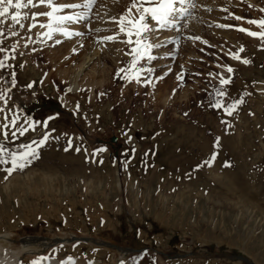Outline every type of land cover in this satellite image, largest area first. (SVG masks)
Returning a JSON list of instances; mask_svg holds the SVG:
<instances>
[{"label":"rangeland","instance_id":"374dc122","mask_svg":"<svg viewBox=\"0 0 264 264\" xmlns=\"http://www.w3.org/2000/svg\"><path fill=\"white\" fill-rule=\"evenodd\" d=\"M193 2L176 5L187 11L173 27L150 22L151 42L161 46L150 51L155 59L145 56L131 70L126 53L135 43H124L123 34L99 43L118 31L111 18L124 14L131 0H96L71 38L59 32L26 37L18 25L12 36L15 9L0 18L10 57L0 69L6 92L0 125L7 116L18 127L35 128L12 137L16 129L9 127L7 139L0 131V145L18 152L49 136L23 170L5 179L10 164H0L3 233L12 225L22 237L99 236L127 253L123 264H264V40L238 30L262 31L247 21L264 19V0ZM79 11L85 9L59 14ZM92 54L74 92L65 74ZM138 69L141 82H130ZM217 74L231 80L223 97L216 95ZM217 100L224 107H214ZM238 100L243 103L227 115L224 108ZM74 245L52 256L114 263L112 252Z\"/></svg>","mask_w":264,"mask_h":264},{"label":"snow or ice","instance_id":"6c2138e0","mask_svg":"<svg viewBox=\"0 0 264 264\" xmlns=\"http://www.w3.org/2000/svg\"><path fill=\"white\" fill-rule=\"evenodd\" d=\"M96 0H83V3H58L57 0H0V18L8 17L10 14V9H15L10 15V20L12 21V29L11 35L18 36L19 33L14 29L18 25L20 28H24L25 24L22 22L24 20L31 19L33 22L28 25V30L39 26L40 28H46L47 31L43 34L47 38H51L54 32H59L67 37L73 35L67 28L63 27L66 22H79L88 18L89 11L92 6L95 5ZM187 5L190 7H195V3L193 0H131L130 6L126 9V12L120 15L118 18H111V23L117 25L118 31L114 35L106 36L103 38V41H115L117 37L121 34L127 37L123 42L132 45L135 43V47L131 49V52L126 53L127 55H132L133 59L129 66V70L136 68L139 64V61L144 59L145 56L149 61L155 59L156 57L150 54L151 49L160 47V44H154L151 42V34L153 32V27L150 22L154 21L159 26L160 29L173 27L176 23L175 16L177 13L183 14L187 11L186 7H176V5ZM147 5V6H146ZM45 8L46 11H36L31 12V9L36 8ZM249 7H253V5H249ZM28 9L29 12H22L21 10ZM65 9H85V11L77 12L72 15H60L59 13L63 12ZM135 10V12H133ZM209 11L211 9H208ZM223 11H227V9H223ZM261 12H264V8L260 9ZM39 17H45L47 19V23H40ZM236 20H243V17L235 16ZM3 19H0V23H3ZM248 24L257 25L262 29L260 32L251 31L249 29H245L240 27L238 30L246 33L251 37H258L261 40H264V19L260 20H248ZM217 27H232L231 25H217ZM99 31V29H97ZM80 34V33H76ZM135 36L136 40L133 41L132 37ZM0 37H4V32L0 30ZM195 39L199 40L200 37H195ZM4 40L0 39V53H4L3 59H0V69H4L7 67V61L9 60L8 49L3 47ZM27 46V45H25ZM17 45H12L11 50L14 52ZM240 52H243V47L240 48ZM233 59L241 60L242 58L238 53H230ZM14 58V57H13ZM242 62L244 64H248L249 61L247 59H243ZM125 69H120V72H125ZM143 69H138L134 76H129V80L131 82L132 79H135L137 83L141 82V72ZM150 71V69L148 70ZM228 73H232L233 69L229 66L226 68ZM119 75V73L117 74ZM219 78V83L221 88L216 91V95L223 97L226 95L224 91L225 85L231 82L230 78H225L222 74H217ZM148 81H145L147 83ZM15 84V80L13 79V86ZM31 87V85H29ZM6 92L0 91V100H4ZM5 103L7 101L5 100ZM243 103L242 100H238L226 108H224L227 115H232L233 111L236 109L237 105ZM216 108H222L224 105L217 100L213 105ZM4 109H0V113H3ZM5 120H8V123H4L0 125V131L3 132V136L5 139L8 138L9 127L15 128L16 131L11 132L12 137L17 136V132L19 135L23 136L30 128L35 130L34 126L29 123L27 127L17 125V119L5 116ZM47 125L45 124V127ZM49 136L45 134L38 142L33 141L32 144L21 145L22 151L18 152H10L3 145H0V164H10L5 172L7 179L8 176H11L14 171L23 170L30 162L31 159L37 157L36 148L43 145ZM35 145V147H34ZM67 150V149H66ZM79 151V149H77ZM214 160L215 157L213 156ZM227 166V165H226ZM35 264H39V262H35Z\"/></svg>","mask_w":264,"mask_h":264},{"label":"bare ground","instance_id":"6f19581e","mask_svg":"<svg viewBox=\"0 0 264 264\" xmlns=\"http://www.w3.org/2000/svg\"><path fill=\"white\" fill-rule=\"evenodd\" d=\"M71 3H78V1L76 2V0L75 1L73 0ZM178 8H180V7H178ZM46 10L47 9L41 7V8L31 9L30 11L36 12V11H46ZM23 11L29 12L28 9H23ZM79 12H82V11H79ZM72 14H74V13H72ZM180 14L181 13H177V15L175 16L176 23L177 22L180 23V20H179ZM69 15H71V14H69ZM45 20H47L45 17H43V18L39 17L40 23H45L46 22ZM86 20H82V21H86ZM22 22L25 24V27L22 28L24 32H22L20 34L22 36L29 37L34 33H38V34L42 35L47 31V29L40 28L39 26H37L36 28L29 31L28 25L30 23H32L33 21L31 19H29V20H24ZM77 23H79V22H77ZM64 26L68 30L70 29V32H71V30L78 31L80 29V28L79 29L77 28L80 26H78V24L76 25V22L75 23L69 22L68 24H65ZM99 27L101 28L103 26L99 25ZM97 28H98V26H97ZM57 34H59V33H57ZM61 37L65 38V35L62 34ZM71 37H73V35H71L68 38H71ZM163 38H164V36H163ZM102 40L103 39L99 40L100 41L99 43L101 44V46H103V42H107V41H103L101 43ZM79 44H80V42H79ZM31 47L32 46H30V48ZM96 52L98 53V50ZM94 57H95V54H92L91 56L86 55V57H84L82 59V63L80 64L79 67L75 68L73 71H70L71 74H68V73H67L68 75L65 74V76H68V78L70 79L71 87H72V90L74 92H76L80 89V86L82 84V83H80V80H81L82 76L84 75L83 74L84 70L87 68V66L89 64H91L94 61L93 60ZM11 227H12V225L8 227L7 231L4 230L5 233H3L0 230V264H23L22 259H29V258H33V257L38 258L36 261H38L39 264H66L63 261H60V263H59V260L57 261V259L53 258L51 255L54 251L57 252L56 249L58 247L62 250H65L67 248V245L70 246L72 244L90 245L91 247H95L96 249L98 248L101 253L105 252V251L112 252L114 254V256L117 257V258L114 257V263L115 264H123V262L127 256V253L125 251L118 249L115 246L112 247L110 245V242L100 238L99 236H89L87 234H80L79 235V234H75L74 232H70V231L69 232L61 231V233H57V234L55 233L54 235L48 234V235H39V236H34V237H25V236L22 237L21 235H19L15 231H13L11 229ZM12 228H14V226ZM78 240H80V242H76ZM58 253H60V252H58ZM60 254H62V253H60ZM58 258H59V256H58ZM75 260H76V262L73 264H79V261H77L78 259L75 258ZM81 264H84V263H81Z\"/></svg>","mask_w":264,"mask_h":264},{"label":"water","instance_id":"95a60500","mask_svg":"<svg viewBox=\"0 0 264 264\" xmlns=\"http://www.w3.org/2000/svg\"><path fill=\"white\" fill-rule=\"evenodd\" d=\"M113 141H116V137H113Z\"/></svg>","mask_w":264,"mask_h":264}]
</instances>
